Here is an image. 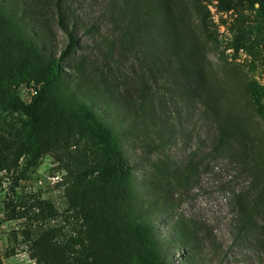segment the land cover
<instances>
[{"label": "rangeland", "instance_id": "rangeland-1", "mask_svg": "<svg viewBox=\"0 0 264 264\" xmlns=\"http://www.w3.org/2000/svg\"><path fill=\"white\" fill-rule=\"evenodd\" d=\"M53 1L0 0V264H42L43 244H34L42 232L61 250L52 264H137L135 224L153 227L162 256L172 264H264L263 236L257 229L235 240L226 200L229 190L251 178L224 158L210 161V123L198 121L192 106L178 99L162 104L173 135L152 132L141 116L148 94L137 91L143 83L138 76L145 75L143 57L116 43L109 0L69 1L78 47L43 96L38 122L6 110V88L27 103L26 82L65 49L68 40ZM171 4L187 38L186 58L204 69L229 120L263 160V115L249 89L264 101V0ZM11 75L27 80L14 91ZM113 88L121 95L117 106L110 100ZM81 102L92 104L117 135L133 166L127 184L115 187L91 173L100 164V149L89 136ZM121 124L130 127L125 132ZM195 150L207 158L192 184L170 182L165 207L152 205L151 184L160 178L154 164L167 158L173 168L183 166ZM181 219L202 229L199 249L189 251L176 238Z\"/></svg>", "mask_w": 264, "mask_h": 264}, {"label": "trees", "instance_id": "trees-1", "mask_svg": "<svg viewBox=\"0 0 264 264\" xmlns=\"http://www.w3.org/2000/svg\"><path fill=\"white\" fill-rule=\"evenodd\" d=\"M69 1H53L57 25L67 36L68 42L60 56L51 58L48 67L40 75L26 82V86H29L30 82L39 86L36 94L25 103L17 92L11 93L9 86L6 88L7 94L4 99L6 110L25 114L31 123L38 122L43 96L61 74L63 61L78 47L75 35L78 26L77 21L72 20L70 15L72 10ZM109 3L114 6L108 15L113 25L117 27V36H114L116 43L143 57L145 75L138 76V80L143 83L137 91L139 96H144L145 92L148 97L143 100L146 107H141L142 119L146 121V115L154 134L173 135L174 128L168 125L169 117L163 116L162 104L178 99L184 106H192L195 114L201 118L198 121L207 120L210 123L212 134L208 140L207 152L210 161L224 158L239 165L244 177L251 178L249 182L246 180L244 187L231 189L227 194L226 200L231 206L233 216L234 239H246L258 229L263 236L264 245V224L257 226L258 216L264 214V158L262 160L257 156L253 142L249 141L242 131H238L229 120L220 105L217 93L208 82L204 69L186 58L187 38L171 0H109ZM93 29L94 26H91L86 31L87 35L93 32ZM9 79L14 91L27 80L12 75ZM148 90L149 93H146ZM115 91L113 88V92L110 93L113 98L110 100L117 106L116 99L117 97L120 99L121 95L119 91L118 94L117 91L114 93ZM160 91L162 94L156 97ZM249 93L256 105L261 107L263 115L261 117L264 121V101L260 103V92L258 94L252 88L249 89ZM80 110L85 116L89 136L100 149V164L94 167L91 173L98 172L104 181L115 187L127 184L131 180L133 166L124 158V149L117 135L109 124L100 119L92 104L81 102ZM119 111L125 119L126 109L120 107ZM134 113L136 115L137 112ZM176 115L177 118L180 117V112ZM121 127L126 132L130 124H121ZM206 158L195 150L183 166L173 168L170 159L167 158L159 160V164H154L160 178L155 185L151 184V198L154 199L151 204L158 209L164 208V198L170 189V182L174 186L191 185ZM174 231L176 238L186 249L189 251L199 249L203 236L202 229L197 223L181 219L175 222ZM133 235L137 264H172L162 256L151 225L135 224ZM47 238V234L42 232L34 243L43 244L42 264H52V260L57 259V255L61 253V250L55 248Z\"/></svg>", "mask_w": 264, "mask_h": 264}, {"label": "built area", "instance_id": "built-area-1", "mask_svg": "<svg viewBox=\"0 0 264 264\" xmlns=\"http://www.w3.org/2000/svg\"><path fill=\"white\" fill-rule=\"evenodd\" d=\"M38 89L39 86L35 85L33 82H30L29 86H25V94L27 95L28 102L31 100L32 96L36 94Z\"/></svg>", "mask_w": 264, "mask_h": 264}]
</instances>
